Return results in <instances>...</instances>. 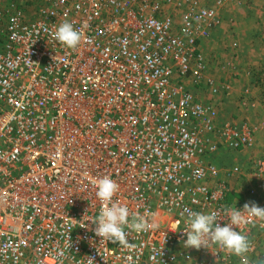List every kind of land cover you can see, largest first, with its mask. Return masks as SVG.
<instances>
[{
	"label": "built area",
	"instance_id": "obj_1",
	"mask_svg": "<svg viewBox=\"0 0 264 264\" xmlns=\"http://www.w3.org/2000/svg\"><path fill=\"white\" fill-rule=\"evenodd\" d=\"M225 2L38 0L29 17L9 18L0 50V264H234L215 245L185 249L179 232L186 209L246 203L227 202V180L241 169L213 182L209 159L221 146L252 147L253 130L218 127L215 107L186 87L204 80L212 96L228 89L205 79L199 51ZM65 21L83 33L74 50L53 35ZM252 170L264 175V149ZM105 176L130 218L158 225L126 229L128 246L100 240L87 221L102 207L95 181ZM237 230L254 245L249 264H264V220Z\"/></svg>",
	"mask_w": 264,
	"mask_h": 264
},
{
	"label": "rangeland",
	"instance_id": "obj_2",
	"mask_svg": "<svg viewBox=\"0 0 264 264\" xmlns=\"http://www.w3.org/2000/svg\"><path fill=\"white\" fill-rule=\"evenodd\" d=\"M198 1L200 3H203L205 0ZM234 1H237L238 4L240 3V5H236ZM249 1L251 3L252 1L256 2L255 5L259 8L258 19L257 21L253 19L246 25H243L241 34L242 36L249 35L253 37L250 32H255L254 30L256 27L259 28L258 31H264V28H262L264 27V1ZM249 1L232 0L227 6V13H225V17H222L221 15V23L217 27L210 30L208 32V36L203 39L199 45V51L201 53L202 63L204 66L205 79L213 80L214 84L219 87L222 84H225V86H228V89L218 90L217 94L213 96L215 98H213L209 92V88L205 85L204 80L198 84H193L191 81H186V87L191 91V93H193V95L196 98H199L203 103L215 107L217 115H219L218 104L221 101V97L226 96L228 98H231L232 94L234 96L238 94L240 95L239 98H236V102L239 107H250L251 109H249V111L253 112L254 109L252 107V103L249 102L250 99H248V97L254 88H256V99H258V103L256 102V107L264 109V102L262 101V98L264 99V95L259 80L260 75L258 74L263 73L264 70H257V80H255V83H258L259 87H257L253 82V86L246 89L242 88L243 90H239L241 91L239 93L238 86L241 87L242 85L237 83V76L239 75L235 72L237 53L240 49V46H242L243 41L237 38L241 25H234V20L239 19L238 17L236 18V16H238L239 12L242 11V7L244 6V4H249ZM37 3L38 0H0V50L2 49L5 40L6 26L9 18L16 13L22 15L24 14L25 16L29 17L30 13L33 11ZM176 19L178 22V17H176ZM260 41H263V38ZM250 84H252V82H249V85ZM251 96L254 97V92L251 94ZM244 97H246L247 100H245ZM245 116L247 115L245 114ZM237 117V114L223 117V119H219V123H217L216 120V124L218 127H220L223 123L226 122H234L239 124L245 123V125L249 129L253 130V128H251L250 126L252 123V121H250V118L243 117V120H241V118L238 119ZM248 122L250 123V125L248 124ZM252 132L254 134V130ZM256 141L257 140H254L253 137L252 147L240 151H233L225 146H221V148L217 150V152H215L209 159L217 169V175L214 178L213 182H224L225 178L223 176V173L224 170L228 167L237 166L241 169L242 176L240 175L238 177H230L227 180V185L231 189L227 197V202L230 204H243L245 202H255L256 204L264 203V175L259 176L252 170L253 164L257 161L259 155L264 149V141H260L262 142V144H260L259 141L256 143ZM262 239H264V235L262 236ZM262 250H264V240L259 242V244L257 245V253ZM256 259V257L252 256L253 261Z\"/></svg>",
	"mask_w": 264,
	"mask_h": 264
},
{
	"label": "clouds",
	"instance_id": "obj_3",
	"mask_svg": "<svg viewBox=\"0 0 264 264\" xmlns=\"http://www.w3.org/2000/svg\"><path fill=\"white\" fill-rule=\"evenodd\" d=\"M53 35L56 41L73 50L79 46L83 39V33L76 30L73 24L67 21L59 24ZM95 187L96 197L102 203V207L94 219L87 221H91L94 225V234L100 240L118 242L128 246L126 229L141 233L149 228L158 227L154 219L149 223L144 215L138 213L130 218L127 206L112 201L119 186L111 177L105 176L96 179ZM185 211L187 213L183 217L185 227L179 231L186 236L182 242L185 249H209L215 245L217 249L223 250L226 254L238 257L240 264H249L248 254L253 250L254 245L246 233L238 231L237 227L252 218L264 220V207L251 202L245 203L243 208L229 206L207 212L187 209ZM222 217L227 219V223L223 225L220 223L221 220H224ZM87 260L91 264L92 259Z\"/></svg>",
	"mask_w": 264,
	"mask_h": 264
},
{
	"label": "crops",
	"instance_id": "obj_4",
	"mask_svg": "<svg viewBox=\"0 0 264 264\" xmlns=\"http://www.w3.org/2000/svg\"><path fill=\"white\" fill-rule=\"evenodd\" d=\"M207 1V2H206ZM213 0H205L203 4H210ZM232 0H226L223 6L219 9L220 16L225 17V13H227V6ZM249 1V0H248ZM236 5L238 4L237 1H234ZM255 1H252V3L249 1V4H244L242 7V11L239 12L238 20H234V25L240 24L241 27L239 29L238 37L239 40L243 41L242 46H240V49L237 53L236 58V73H238L239 76H237L238 84L242 85L238 89V93L241 92L239 90L250 88L255 83V80H257V70H264V31L259 30L258 27L255 28V32H250V34L253 36H242L241 31L243 30V25H246L249 21H252L253 19L257 21L258 19V6L255 5ZM258 5V4H257ZM233 7V6H231ZM231 10V9H230ZM229 12V11H228ZM261 14V12H260ZM253 17V18H252ZM227 23V21H226ZM264 28V27H262ZM264 30V29H263ZM238 33V32H236ZM263 38V41H260ZM259 74V73H258ZM249 79V80H248ZM236 80V81H237ZM249 82L252 84L249 85ZM254 82V83H253ZM257 87H259L258 83H255ZM242 89V90H243ZM253 89V87H252ZM251 89V90H252ZM256 88H254L251 92V94L254 92V97L249 95L248 99L250 103H252L253 112H250V107H239L236 102V98H239L240 95H233L231 98L228 97H221V101L219 102V108H218V118L217 123H219V119H223V117H228L230 115L237 114L238 119L241 118L243 120V117L250 118V121H252L251 125L248 122V124L253 128L254 130V140L256 139V143L259 141L260 144L264 141V109H260L256 107V102L258 103ZM259 92V91H258ZM237 94V93H236ZM213 97V96H212ZM215 98V97H213ZM255 98V99H254ZM245 100H247L246 97H244ZM262 101L264 102V99L262 98ZM255 105V106H254ZM247 108V109H246ZM258 108V109H257ZM239 113V114H238ZM242 114V115H241ZM245 114L247 116H245ZM258 143V144H259ZM212 156H210L211 158ZM230 168V167H228ZM264 240V239H262ZM260 240V242L262 241ZM252 260V257H249V261ZM234 264H240V260L238 257L234 258Z\"/></svg>",
	"mask_w": 264,
	"mask_h": 264
}]
</instances>
